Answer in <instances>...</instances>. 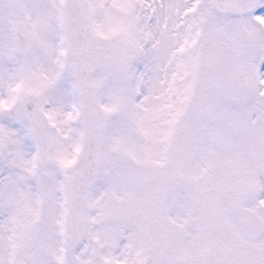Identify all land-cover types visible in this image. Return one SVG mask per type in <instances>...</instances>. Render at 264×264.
<instances>
[{
    "label": "snow or ice",
    "instance_id": "obj_1",
    "mask_svg": "<svg viewBox=\"0 0 264 264\" xmlns=\"http://www.w3.org/2000/svg\"><path fill=\"white\" fill-rule=\"evenodd\" d=\"M0 264H264V0H0Z\"/></svg>",
    "mask_w": 264,
    "mask_h": 264
}]
</instances>
